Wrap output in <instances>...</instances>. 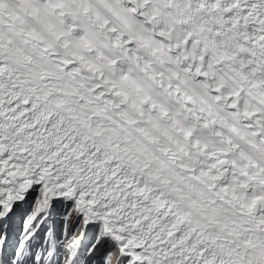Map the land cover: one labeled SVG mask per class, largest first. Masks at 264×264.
Instances as JSON below:
<instances>
[{"label":"snow or ice","instance_id":"obj_1","mask_svg":"<svg viewBox=\"0 0 264 264\" xmlns=\"http://www.w3.org/2000/svg\"><path fill=\"white\" fill-rule=\"evenodd\" d=\"M0 264H264V0H0Z\"/></svg>","mask_w":264,"mask_h":264}]
</instances>
